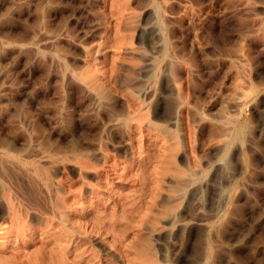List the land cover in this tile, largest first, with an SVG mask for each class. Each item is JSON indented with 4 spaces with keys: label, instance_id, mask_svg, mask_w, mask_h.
I'll return each mask as SVG.
<instances>
[{
    "label": "rangeland",
    "instance_id": "1",
    "mask_svg": "<svg viewBox=\"0 0 264 264\" xmlns=\"http://www.w3.org/2000/svg\"><path fill=\"white\" fill-rule=\"evenodd\" d=\"M262 2L0 0V137L101 153L38 161L96 193L70 235L14 246L31 183L0 151V264H264Z\"/></svg>",
    "mask_w": 264,
    "mask_h": 264
},
{
    "label": "bare ground",
    "instance_id": "2",
    "mask_svg": "<svg viewBox=\"0 0 264 264\" xmlns=\"http://www.w3.org/2000/svg\"><path fill=\"white\" fill-rule=\"evenodd\" d=\"M262 1V0H261ZM264 3V2H262ZM264 5V4H263ZM263 8V7H262ZM159 9V8H158ZM264 12V11H263ZM164 14V13H163ZM165 15V14H164ZM174 52H176L174 50ZM178 55V54H177ZM174 56V55H173ZM176 56V55H175ZM174 56V57H175ZM173 58V57H172ZM177 58V56H176ZM179 60V59H176V61ZM173 64V63H172ZM172 66V65H171ZM175 68V67H174ZM173 72V71H172ZM177 72V71H176ZM174 74V73H173ZM178 75V74H177ZM179 93V92H178ZM180 97V96H179ZM128 101V100H127ZM129 103H132V102H128ZM128 108V119L131 120V118L134 117V114L133 112L131 111V106H127ZM132 109L133 106H132ZM177 109H181V108H177ZM135 110V109H134ZM125 113V112H124ZM179 112L176 111L174 113H172V115L170 116L169 120H167V122L171 123L172 125L174 124H177L178 120H179ZM118 114V113H117ZM126 114V113H125ZM124 115V114H123ZM114 116V115H113ZM116 116V115H115ZM132 116V117H131ZM112 117V115H111ZM111 117H110V120H111ZM124 117V119L126 118ZM131 117V118H130ZM116 118H114L112 121H114ZM121 119V118H120ZM127 119V120H128ZM109 120V121H110ZM118 120V118L116 119ZM126 120V119H125ZM124 120V121H125ZM128 120V121H129ZM126 121V122H128ZM231 121V120H230ZM106 122V121H105ZM125 123V122H124ZM130 123V122H129ZM129 123H127L129 125ZM133 123V122H132ZM143 123V122H142ZM111 124V123H110ZM120 124V123H119ZM125 124V125H127ZM135 124V123H134ZM139 124V123H138ZM150 124V123H149ZM225 124V123H224ZM229 125V124H228ZM118 126V125H117ZM133 126V125H132ZM136 126V125H135ZM150 126V125H149ZM152 126V125H151ZM226 126V125H225ZM154 127V126H153ZM227 127V126H226ZM231 127V126H230ZM229 127V131L233 128L230 129ZM129 128V127H128ZM131 128V127H130ZM145 128V127H143ZM228 129V127H227ZM227 129L226 130V133H227ZM41 129H39V132H40ZM44 131V129H42ZM131 129H129L130 131ZM224 130V129H223ZM224 130V131H225ZM239 130V129H238ZM223 131V134L225 133ZM235 131V130H234ZM132 133V131H130ZM42 133V131H41ZM220 133V132H219ZM237 133V132H236ZM239 133V132H238ZM52 134V133H51ZM130 133H128L129 135ZM221 134V133H220ZM220 134H219V137H220ZM228 134V133H227ZM217 135V134H216ZM225 135V134H224ZM233 135V134H232ZM1 136V135H0ZM42 136V135H41ZM52 136V135H51ZM43 137V136H42ZM45 137V136H44ZM131 137V135H130ZM130 137L128 138L129 141H130ZM239 137V136H238ZM237 137V138H238ZM53 138V137H52ZM223 139V136L221 137ZM16 139V138H15ZM8 140V139H7ZM7 140H5V138H1L0 137V151H3V152H7L5 154H9L11 156V158L9 156L8 159L6 160H3L4 162H8L7 165L11 166V168L9 166H7V168L9 167L12 171V168L13 166L14 167H17L18 168L20 167V174H24L23 176H26L27 178H25V180L28 179V181L31 183L30 185V190L29 192H26L28 189L23 187V183H20L22 185V191H21V195L23 194V189H26V194L28 198V200H31L30 203H32L33 208H29V210H31L29 212V210H25L24 208H18L20 207V205L22 204V202H20V200L18 202V204H20L18 207H16L18 204L17 202H15L17 205H10L9 203H6V205H4L3 203V207L5 208L7 206V211H8V215L10 217V220H11V227H10V231H9V238L7 240V242L11 245H23L25 243H27V241H29L30 239L32 238H43V237H46V236H58V238H63L64 236H68L70 235L69 232H68V227L72 224L71 223V216H70V211H69V201L71 199H74V201H76V199L78 198V200L76 202H74V207H76L75 209V214H76V217H77V224H81V220H80V216L83 215L84 213V207H85V200L86 197L88 196V193L93 194L94 192L96 193V189H92L90 192L87 193V191H85V186H82L79 190H76L74 186H69L67 189H64L63 188V185L62 186L55 181V176L53 177L54 179L51 178V176H49V171L47 170V166L44 165V167L40 165V167L38 166L40 164V162L42 161L44 164L46 163V161L49 159V158H53L55 159V162L57 161V158L62 160V159H65L66 156L68 155H71L72 154H75L76 156L77 155H82L81 157H83L85 154H87L90 158H93V157H101V153L98 154V153H95V152H91L92 150H88L86 149L85 147L83 146H80V145H73L71 146H66L62 141H57L55 142L54 146L50 149V152H49V156H46L44 155V153H41V151H47L45 149V147L48 149L50 148L49 146L47 147L45 145L44 149L45 150H41V149H38L40 148L39 145L37 146H25V147H19L15 142H7ZM48 140V139H47ZM133 140V139H132ZM225 140V138L223 139ZM222 140V142H223ZM227 140V139H226ZM9 141V140H8ZM49 141V140H48ZM48 141H45V142H48ZM78 141V140H77ZM128 141V140H127ZM17 142V141H16ZM50 142V141H49ZM52 142V141H51ZM131 142V141H130ZM226 142V141H225ZM29 143V142H27ZM32 143V142H31ZM74 143V142H73ZM129 143V142H128ZM224 143V142H223ZM46 144V143H45ZM131 144V143H130ZM26 145V144H24ZM227 145V144H226ZM224 145V146H226ZM22 146V145H21ZM87 146V145H86ZM127 146V145H126ZM238 146V145H236ZM241 146V145H240ZM132 147V146H131ZM229 147V146H228ZM42 148V147H41ZM89 148V147H88ZM129 148V147H128ZM238 148V147H237ZM241 149V148H240ZM39 150H41L39 152ZM236 150V149H235ZM239 151V149H237ZM49 151V150H48ZM48 151L46 152L48 154ZM98 151V150H96ZM133 151V150H131ZM130 151V152H131ZM241 151V150H240ZM25 152L24 154H31V158L34 157V158H37L38 160H35V159H26L27 156H26V160L23 159L25 157V155L21 154ZM39 152V153H38ZM99 152V151H98ZM235 152V151H234ZM38 153V154H37ZM45 153V154H46ZM237 154V152H235ZM2 154V153H1ZM0 154V155H1ZM29 154V155H30ZM239 154V153H238ZM74 155V156H75ZM100 155V156H99ZM132 155V153H131ZM5 156V155H4ZM6 157V156H5ZM23 157V158H21ZM29 157V156H28ZM29 157V158H30ZM69 157V156H68ZM79 157V156H78ZM135 157V155H134ZM1 158V157H0ZM72 158V157H71ZM74 158V157H73ZM72 158V159H73ZM84 158V157H83ZM132 158V157H131ZM68 159V158H67ZM81 159V158H80ZM87 159V158H85ZM99 159V158H98ZM2 160V159H1ZM40 160L39 164H38V161ZM70 160V159H68ZM74 161V160H73ZM88 161V160H87ZM93 161V160H92ZM48 162V161H47ZM55 162H50L51 163H55ZM62 162V161H61ZM65 162V160H64ZM89 162V161H88ZM87 162V163H88ZM2 163V162H0ZM42 163V164H43ZM57 163V162H56ZM76 163V162H75ZM78 165L80 164V174H81V177H83V174H84V169L87 167V164L86 163H81L79 161H77ZM92 163V162H91ZM3 164V163H2ZM2 164H0V166H2ZM90 164V162H89ZM6 165V164H5ZM4 165V166H5ZM60 165V164H59ZM92 166V164H91ZM90 166V168H91ZM221 166V165H219ZM3 168V166H2ZM7 168H5V170H7ZM8 168V171L10 170ZM88 168H89V165H88ZM56 169V168H55ZM87 169V168H86ZM0 170H1V167H0ZM4 172H8V171H5ZM17 170V168H16ZM10 172V171H9ZM13 172V171H12ZM23 172V173H22ZM57 172V170H56ZM86 172V171H85ZM3 173V171H2ZM18 173V172H17ZM7 174V173H5ZM11 174V173H10ZM14 174H15V170H14ZM20 174H18L20 176ZM56 174V173H55ZM87 174V173H86ZM85 174V175H86ZM90 174V173H89ZM4 175V174H3ZM9 175V174H7ZM6 175V176H7ZM12 175V174H11ZM10 175V176H11ZM84 175V176H85ZM8 176V178L10 177ZM15 176V175H14ZM17 177V175L15 176ZM14 177V178H15ZM22 175L19 177L21 178ZM12 178V177H11ZM10 178V179H11ZM13 178V180H14ZM24 179V177H22ZM89 178V177H88ZM57 179V177H56ZM85 179V178H84ZM12 180V181H13ZM17 180V179H16ZM20 179H18L19 181ZM20 181V182H22ZM85 181V180H84ZM3 182V181H2ZM17 182V181H16ZM27 181H25L26 183ZM15 183V182H14ZM19 184V186H20ZM4 185V187L6 186L4 183L2 184ZM27 185V184H26ZM182 185V184H181ZM184 185V184H183ZM21 187V186H20ZM91 187V186H90ZM180 187V186H179ZM183 187V186H182ZM181 187V188H182ZM89 188V187H88ZM96 188V187H95ZM98 188V187H97ZM179 188V189H181ZM2 189H3V186H2ZM6 188H4L5 190ZM11 189V188H10ZM19 189V188H18ZM21 189V188H20ZM1 190V188H0ZM45 190V191H44ZM99 190V189H98ZM6 191V190H5ZM31 191V192H30ZM43 191L47 194V197L45 195V200H42L44 199L43 197L41 198V194L43 193ZM228 191V190H226ZM8 191L5 192V194L7 193ZM229 192H227L226 194H228ZM13 194V193H12ZM16 194V192H15ZM25 195V196H26ZM94 195V194H93ZM224 195V194H223ZM9 197V195H6V197ZM11 196V195H10ZM24 196V198L26 199V197ZM17 195H16V198L17 199ZM3 199V198H2ZM5 199V197H4ZM24 199V200H25ZM46 199H48L46 201ZM1 200V199H0ZM8 199H5V201L7 202ZM27 200V201H28ZM91 200V199H89ZM4 201V200H3ZM13 201V200H12ZM29 202V201H28ZM47 202L49 204H47ZM25 203V202H23ZM2 205V204H1ZM25 205V204H24ZM22 206V205H21ZM24 207V206H23ZM26 212V214H24ZM37 212V213H35ZM74 214V215H75ZM29 217V220H24L25 218ZM171 220V219H170ZM175 220V219H174ZM173 221V220H172ZM170 223V222H169ZM41 226L42 228L38 229L37 226ZM60 225H64L63 228L59 227ZM185 227V226H184ZM187 227V226H186ZM185 227V228H186ZM188 228V227H187Z\"/></svg>",
    "mask_w": 264,
    "mask_h": 264
}]
</instances>
